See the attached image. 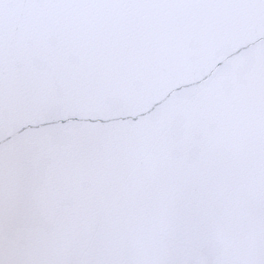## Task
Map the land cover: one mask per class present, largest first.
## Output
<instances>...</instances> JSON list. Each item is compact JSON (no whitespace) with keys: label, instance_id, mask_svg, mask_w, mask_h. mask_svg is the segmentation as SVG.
<instances>
[{"label":"water","instance_id":"95a60500","mask_svg":"<svg viewBox=\"0 0 264 264\" xmlns=\"http://www.w3.org/2000/svg\"><path fill=\"white\" fill-rule=\"evenodd\" d=\"M0 264H264V0H0Z\"/></svg>","mask_w":264,"mask_h":264}]
</instances>
